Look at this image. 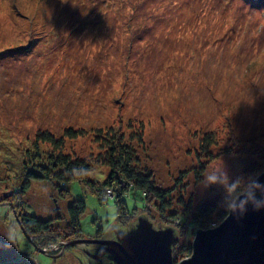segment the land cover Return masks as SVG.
<instances>
[{"label":"rangeland","instance_id":"rangeland-1","mask_svg":"<svg viewBox=\"0 0 264 264\" xmlns=\"http://www.w3.org/2000/svg\"><path fill=\"white\" fill-rule=\"evenodd\" d=\"M139 122L141 165L171 192L161 210L124 196L118 223L148 212L180 229L171 251L179 264L194 229L218 226L264 172V0H0V264H76L78 247L39 249L100 239L118 219L114 198L100 202L78 180L61 193L48 180L13 193L35 134L81 129L63 153L90 159L103 152L96 131L128 134ZM107 174L94 164L88 178ZM76 200L85 209L72 234ZM22 212L54 229L26 237Z\"/></svg>","mask_w":264,"mask_h":264},{"label":"trees","instance_id":"trees-1","mask_svg":"<svg viewBox=\"0 0 264 264\" xmlns=\"http://www.w3.org/2000/svg\"><path fill=\"white\" fill-rule=\"evenodd\" d=\"M129 128L133 130L128 134L122 131L121 126L117 128L109 127L106 131L104 130L105 132L101 129L96 131L94 141L99 143L100 149L103 152L90 159L72 157L69 154L63 153L64 140L83 136L85 134L83 130L66 128L59 138H56L49 131L37 132L33 140L34 148L26 151L30 152V154L25 153V161L23 162L24 176L22 177L21 184L14 189L13 193L20 192L23 195L30 187L32 180H48L61 193L60 185L78 180L82 181L92 191H95L100 202L104 201V195H109L107 193L108 190L112 192V195L109 196L116 200L118 221L121 218V214L126 213L124 209V196L132 198L134 201H143V208L150 204H147L146 200H154V205L160 210L163 209L166 206L164 199L171 191L156 185L153 173L141 165L140 157L136 154L134 146V141L137 142L135 143L137 145L143 142V123L139 122L137 128H133V125L128 124ZM212 141L210 134H205L202 138V142H205V145L208 146H211L210 143ZM41 144H48L52 147V150L40 151ZM210 156L207 155V161L211 159ZM94 164L108 168V174L101 183L94 182L88 178V174ZM201 172L202 169L196 172L197 180L200 178ZM122 183L124 186H122ZM84 209L85 206L81 200H76L73 205L68 206L69 222L66 227L72 234L79 232V218ZM209 212L211 210L206 214ZM126 214L128 215V213ZM18 222L28 236L49 234L54 229L52 220L39 219L34 215L23 212L18 215ZM56 235L59 236L60 234L56 233ZM57 236L55 238L56 241L58 240ZM162 237L167 239V235H163ZM32 242L37 244L36 240ZM37 245L40 246V244ZM41 246H44L43 243ZM190 249L187 256L191 254L192 245ZM176 263L173 257L171 264Z\"/></svg>","mask_w":264,"mask_h":264},{"label":"water","instance_id":"water-1","mask_svg":"<svg viewBox=\"0 0 264 264\" xmlns=\"http://www.w3.org/2000/svg\"><path fill=\"white\" fill-rule=\"evenodd\" d=\"M256 179L237 197L228 215L217 227L206 231L194 229L196 236L193 239L191 255L182 259L179 264H264V172ZM114 230L125 237L128 235L135 237L137 232L140 233L136 242L139 245L136 253L139 254L140 263H135L128 256L133 264H171L172 244L178 240L180 229L163 224L158 218L151 220L148 212H142L137 218H126L124 225H120L118 219L115 220L101 235L100 239L104 240L99 242L106 245L107 242L114 241L112 239ZM147 231L153 233L149 234ZM159 232L167 235L168 239L156 234ZM23 233L28 237L24 230ZM87 242L92 240H70L58 243L63 244V247H78L70 251L75 256L76 264H87L88 256L85 250L94 249L92 245L87 246ZM127 242L125 241L124 246L117 244L122 248L125 247L126 252L130 254L132 250ZM39 251L44 252L41 248ZM121 254L120 258L124 260L125 257ZM66 260L68 262V259Z\"/></svg>","mask_w":264,"mask_h":264},{"label":"flooded vegetation","instance_id":"flooded-vegetation-1","mask_svg":"<svg viewBox=\"0 0 264 264\" xmlns=\"http://www.w3.org/2000/svg\"><path fill=\"white\" fill-rule=\"evenodd\" d=\"M114 232H115V234L113 235V238H112L114 241H109L106 243V245L99 242V241H103L104 240L103 238L98 239V238L94 237L92 239H86L89 241L92 240V242L86 243L87 246H90V245L94 246V249L91 250L92 252L88 249L85 250V253L88 256V263L87 264H120V262L122 264H133L130 261L129 257L132 258V260L135 263H140V261H139L140 259L138 257L139 254L136 253L138 250V246H139V245H137L136 242L139 239L140 233L137 232L135 237H132L130 235L125 237V235H123L120 232H117L116 230H114ZM149 232L150 231H147V233H149ZM152 233L153 232H151L149 234H152ZM156 234H158L161 237L164 235L163 232H159ZM125 241H128L127 243H129V248L132 250V251H130V254L126 252L127 249L125 247H123L124 248L123 249L121 246H119V244L124 246L123 244L125 243ZM117 243H119V244H117ZM167 247L169 248V241H168ZM120 253H122L121 255H123L125 257L124 260L120 258ZM170 258L172 260V258H173L172 253L170 255ZM104 259L107 261H104Z\"/></svg>","mask_w":264,"mask_h":264},{"label":"built area","instance_id":"built-area-1","mask_svg":"<svg viewBox=\"0 0 264 264\" xmlns=\"http://www.w3.org/2000/svg\"><path fill=\"white\" fill-rule=\"evenodd\" d=\"M107 193L109 194V195H112V192L110 191V190H108L107 191ZM215 226H216V224H213L211 227H210V229H213V227L215 228ZM217 227V226H216ZM206 231V230H205ZM60 246V244H56V245H51L50 247H46V246H44L43 248H41V249H43L44 251H47V250H53V249H57L58 247ZM59 249V248H58ZM190 257V255L189 256H187L186 258H189Z\"/></svg>","mask_w":264,"mask_h":264}]
</instances>
